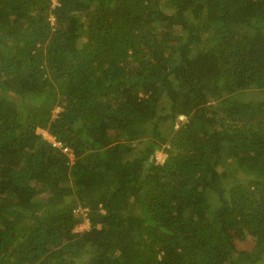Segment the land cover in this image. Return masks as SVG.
<instances>
[{
  "label": "trees",
  "instance_id": "obj_1",
  "mask_svg": "<svg viewBox=\"0 0 264 264\" xmlns=\"http://www.w3.org/2000/svg\"><path fill=\"white\" fill-rule=\"evenodd\" d=\"M57 2L0 0V264H264V0Z\"/></svg>",
  "mask_w": 264,
  "mask_h": 264
},
{
  "label": "rangeland",
  "instance_id": "obj_2",
  "mask_svg": "<svg viewBox=\"0 0 264 264\" xmlns=\"http://www.w3.org/2000/svg\"><path fill=\"white\" fill-rule=\"evenodd\" d=\"M242 95L244 97L251 98V99L264 98V94L259 91H256L255 89H250L247 92H244ZM59 110L60 108H57L55 112L57 113ZM156 158H157V161L161 162L166 158V154L163 151H158L156 153ZM88 228H89V223L87 221H84L83 223H81L80 225L76 227V230L83 231ZM243 246H248V243H245Z\"/></svg>",
  "mask_w": 264,
  "mask_h": 264
},
{
  "label": "built area",
  "instance_id": "obj_3",
  "mask_svg": "<svg viewBox=\"0 0 264 264\" xmlns=\"http://www.w3.org/2000/svg\"><path fill=\"white\" fill-rule=\"evenodd\" d=\"M58 2L57 0H53V6L57 5ZM54 16H51V21H52V24L54 23ZM41 133L42 135L48 139L53 146H56L58 148H62L65 152L68 151V148L65 147L61 141H59L54 135H52L49 131L45 130V129H42L41 130ZM76 211H80V213H82L85 217V221H87L89 223V219L87 218V209H83V208H78L76 209Z\"/></svg>",
  "mask_w": 264,
  "mask_h": 264
}]
</instances>
